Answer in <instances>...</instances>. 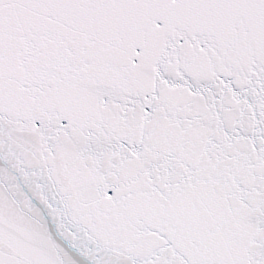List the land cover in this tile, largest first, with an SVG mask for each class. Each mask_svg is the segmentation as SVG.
Listing matches in <instances>:
<instances>
[{
    "label": "snow or ice",
    "instance_id": "snow-or-ice-1",
    "mask_svg": "<svg viewBox=\"0 0 264 264\" xmlns=\"http://www.w3.org/2000/svg\"><path fill=\"white\" fill-rule=\"evenodd\" d=\"M0 264H264V0H0Z\"/></svg>",
    "mask_w": 264,
    "mask_h": 264
}]
</instances>
